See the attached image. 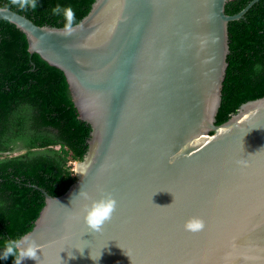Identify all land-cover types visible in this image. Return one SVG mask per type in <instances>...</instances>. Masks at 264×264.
I'll list each match as a JSON object with an SVG mask.
<instances>
[{
	"label": "water",
	"instance_id": "1",
	"mask_svg": "<svg viewBox=\"0 0 264 264\" xmlns=\"http://www.w3.org/2000/svg\"><path fill=\"white\" fill-rule=\"evenodd\" d=\"M229 1L96 0L71 28L0 9L29 52L65 74L92 127L76 182L60 197L42 190L46 205L27 234L39 264H264V98L216 123L228 25L261 0L234 16ZM102 189L117 208L93 233L78 194L99 199ZM193 216L203 232L184 230Z\"/></svg>",
	"mask_w": 264,
	"mask_h": 264
},
{
	"label": "trees",
	"instance_id": "2",
	"mask_svg": "<svg viewBox=\"0 0 264 264\" xmlns=\"http://www.w3.org/2000/svg\"><path fill=\"white\" fill-rule=\"evenodd\" d=\"M254 0L229 1L234 16ZM96 0H0V9L41 27L71 28ZM228 69L218 125L264 98V0L228 25ZM92 127L80 119L65 74L29 52L27 36L0 21V264L8 246L30 233L46 205L42 190L64 195L76 182L73 164L89 150Z\"/></svg>",
	"mask_w": 264,
	"mask_h": 264
},
{
	"label": "clouds",
	"instance_id": "3",
	"mask_svg": "<svg viewBox=\"0 0 264 264\" xmlns=\"http://www.w3.org/2000/svg\"><path fill=\"white\" fill-rule=\"evenodd\" d=\"M87 168H83L81 174H86ZM79 196H82L85 203L81 209L82 219L84 224L87 226L90 232L101 233L103 227L106 223H109L113 214L117 208V201L113 197L111 192H105L101 190V195L99 199H92L87 192L80 190ZM163 206V207H168ZM157 207H162L157 205ZM206 229V224L204 220L200 217L193 216L190 217L184 223V230L196 234L203 232ZM41 246L36 243V241L30 236L25 235L20 240L11 243L5 253V258L11 255L15 258L14 264H23L27 259L34 260L39 264L40 257L38 255ZM83 254V251H81ZM70 258H74L70 255ZM92 259H94L91 256ZM97 259V258H95Z\"/></svg>",
	"mask_w": 264,
	"mask_h": 264
},
{
	"label": "rangeland",
	"instance_id": "4",
	"mask_svg": "<svg viewBox=\"0 0 264 264\" xmlns=\"http://www.w3.org/2000/svg\"><path fill=\"white\" fill-rule=\"evenodd\" d=\"M77 163H78V162H77ZM77 163H74V164H73V170H74L75 174H76V171H77Z\"/></svg>",
	"mask_w": 264,
	"mask_h": 264
}]
</instances>
